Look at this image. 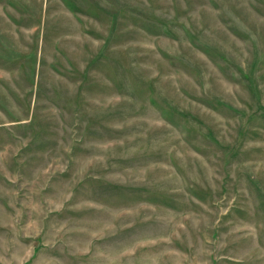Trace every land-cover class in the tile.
<instances>
[{"label":"rangeland","instance_id":"rangeland-1","mask_svg":"<svg viewBox=\"0 0 264 264\" xmlns=\"http://www.w3.org/2000/svg\"><path fill=\"white\" fill-rule=\"evenodd\" d=\"M0 264H264V0H0Z\"/></svg>","mask_w":264,"mask_h":264}]
</instances>
